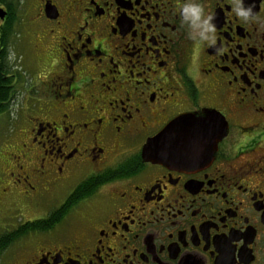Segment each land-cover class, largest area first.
Returning a JSON list of instances; mask_svg holds the SVG:
<instances>
[{
	"label": "flooded vegetation",
	"instance_id": "af4514ba",
	"mask_svg": "<svg viewBox=\"0 0 264 264\" xmlns=\"http://www.w3.org/2000/svg\"><path fill=\"white\" fill-rule=\"evenodd\" d=\"M182 2L20 0L38 75L0 114V264H264V0H197L212 43Z\"/></svg>",
	"mask_w": 264,
	"mask_h": 264
},
{
	"label": "clouds",
	"instance_id": "9594fccd",
	"mask_svg": "<svg viewBox=\"0 0 264 264\" xmlns=\"http://www.w3.org/2000/svg\"><path fill=\"white\" fill-rule=\"evenodd\" d=\"M233 11L235 15L248 20L252 14L251 7H245L243 0H235ZM179 13L182 21L188 25L191 31L189 37L200 41L214 42L215 26L210 17L204 16L202 8L197 0H183L179 5Z\"/></svg>",
	"mask_w": 264,
	"mask_h": 264
},
{
	"label": "rangeland",
	"instance_id": "374dc122",
	"mask_svg": "<svg viewBox=\"0 0 264 264\" xmlns=\"http://www.w3.org/2000/svg\"><path fill=\"white\" fill-rule=\"evenodd\" d=\"M16 1H17V6L15 7V9H16L17 16H16V18H15L16 20L14 22L15 27L11 31V35H12L11 38L13 36L14 37H13V40H11L12 42L10 41L11 42V46H10L11 50L9 49V51H11V53L9 55V64L12 67V70H13L12 73H20V75L18 76L19 84L17 85L16 99H15L14 103H12L13 106H15L16 103H19L21 100H23L25 98V96H28L30 93L34 92V90L37 87V85L35 84V78H36V75H38V69L34 65L29 64V66L24 67L22 69L20 67L21 62H19V58L14 54V53L17 54L16 49L20 50L19 46L14 48V46H15L14 39L15 40L17 39V41L20 44H22L28 38V36L25 33H23V34H20L22 32H19V34L16 33L17 31H19L21 29V26H20L21 20L24 18L25 13H26V10H24V8L19 4L20 0H16ZM1 19L2 18H0V23H1Z\"/></svg>",
	"mask_w": 264,
	"mask_h": 264
},
{
	"label": "trees",
	"instance_id": "16d2710c",
	"mask_svg": "<svg viewBox=\"0 0 264 264\" xmlns=\"http://www.w3.org/2000/svg\"><path fill=\"white\" fill-rule=\"evenodd\" d=\"M8 0H0V6ZM11 35V32L6 33ZM5 35V34H3ZM10 41L7 37H0V114L7 112L17 95V85L15 74L9 64Z\"/></svg>",
	"mask_w": 264,
	"mask_h": 264
},
{
	"label": "water",
	"instance_id": "95a60500",
	"mask_svg": "<svg viewBox=\"0 0 264 264\" xmlns=\"http://www.w3.org/2000/svg\"><path fill=\"white\" fill-rule=\"evenodd\" d=\"M5 14H6V12L2 9V8H0V18H4V16H5ZM181 121V119L179 118V119H177L176 121H174V123L173 124H179V122ZM159 138H160V136L159 137H157L156 139H154V141L155 142H157V141H159ZM153 141V142H154ZM152 141L150 142V144H152L153 143ZM149 145V144H148ZM147 145V146H148Z\"/></svg>",
	"mask_w": 264,
	"mask_h": 264
}]
</instances>
